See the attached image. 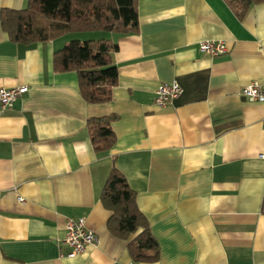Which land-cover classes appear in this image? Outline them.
I'll list each match as a JSON object with an SVG mask.
<instances>
[{"label": "crops", "instance_id": "crops-1", "mask_svg": "<svg viewBox=\"0 0 264 264\" xmlns=\"http://www.w3.org/2000/svg\"><path fill=\"white\" fill-rule=\"evenodd\" d=\"M27 5L0 0V88L29 87L0 106V264H264V104L242 92L264 81V2L239 17L225 0H138L139 30L106 36L119 79L100 103L85 100L76 71L55 70L68 34L11 40L1 10ZM213 39L229 51L202 52ZM174 81L182 94L158 104ZM106 115L116 141L98 152L87 122ZM114 166L137 193L157 261L135 263L108 229L101 194ZM80 217L99 243L70 257L67 223Z\"/></svg>", "mask_w": 264, "mask_h": 264}, {"label": "trees", "instance_id": "trees-1", "mask_svg": "<svg viewBox=\"0 0 264 264\" xmlns=\"http://www.w3.org/2000/svg\"><path fill=\"white\" fill-rule=\"evenodd\" d=\"M239 16L264 0H225ZM3 29L12 41L31 45L68 33L102 31L126 35L139 30L138 0H28L22 9L1 10ZM118 45L110 38L71 39L54 55L56 71H76L82 96L89 103L112 98L119 71L114 61ZM116 116L88 119L87 128L96 151L109 150L116 141L112 122ZM101 201L112 214L108 229L128 241L135 263L157 261L160 244L146 215L140 210L137 193L124 173L113 167L105 182Z\"/></svg>", "mask_w": 264, "mask_h": 264}, {"label": "built area", "instance_id": "built-area-1", "mask_svg": "<svg viewBox=\"0 0 264 264\" xmlns=\"http://www.w3.org/2000/svg\"><path fill=\"white\" fill-rule=\"evenodd\" d=\"M199 48L202 52L213 56L226 54L229 51L227 42L222 39L203 40L200 42ZM28 90L27 85L0 88L1 108L4 110L12 106ZM182 92L183 88L177 81L161 84L157 90L156 102L163 105L180 96ZM242 92L249 100L264 104V81H252L243 87ZM66 242L72 248L68 256L74 257L83 253L87 246L98 244L99 237L93 229L87 226L86 218L80 217L68 221Z\"/></svg>", "mask_w": 264, "mask_h": 264}, {"label": "rangeland", "instance_id": "rangeland-1", "mask_svg": "<svg viewBox=\"0 0 264 264\" xmlns=\"http://www.w3.org/2000/svg\"><path fill=\"white\" fill-rule=\"evenodd\" d=\"M112 34V33H111ZM110 35L109 32H102V31H88V32H76V33H68L67 36H69V38L74 39V38H79L81 40H86V39H90V38H99V37H106ZM70 39V40H71Z\"/></svg>", "mask_w": 264, "mask_h": 264}]
</instances>
